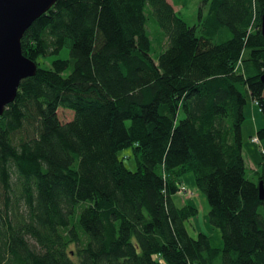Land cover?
<instances>
[{
	"label": "trees",
	"instance_id": "16d2710c",
	"mask_svg": "<svg viewBox=\"0 0 264 264\" xmlns=\"http://www.w3.org/2000/svg\"><path fill=\"white\" fill-rule=\"evenodd\" d=\"M203 4L189 25L169 0H58L27 29L37 73L0 116V264H264V160L247 177L242 134L245 89L264 114V0ZM189 172L222 247L187 229Z\"/></svg>",
	"mask_w": 264,
	"mask_h": 264
},
{
	"label": "rangeland",
	"instance_id": "374dc122",
	"mask_svg": "<svg viewBox=\"0 0 264 264\" xmlns=\"http://www.w3.org/2000/svg\"><path fill=\"white\" fill-rule=\"evenodd\" d=\"M174 3V8L179 11L178 14L184 18L189 25H195L200 23V12L203 10V15H207L208 7L203 4V0H182V3H178L177 0H169ZM149 30H156V22L153 16L149 17ZM161 31V29L159 28ZM152 32V31H151ZM162 32V31H161ZM155 46V55L160 50L157 43H153ZM246 52V51H245ZM65 55V52H63ZM62 54V56H63ZM154 54V52H153ZM244 53V57H245ZM243 59V54H242ZM246 58V57H245ZM244 67L243 72L245 73L244 62L242 63ZM245 94L247 97V104L245 107V120L242 126L243 134V154L247 164V177L254 178V170L259 165L258 163L264 160V138H259L258 142L252 141V137L258 135L257 132L260 128L264 127V114L260 110L259 106L254 103L251 98L250 93L245 89ZM59 118L62 122H67L74 117V111L67 108H59L58 110ZM119 157L124 160L125 165L135 170L137 168L136 158L134 156L133 147L128 146L122 148L119 153ZM183 185H185L179 192L175 195V200L177 204L188 203L194 205L199 209L198 215L190 218L186 221L187 229L190 234L197 237L200 231L207 233L212 238V243L214 246L222 247L224 241L221 236L219 228L212 226L209 221V211L210 205L207 197L203 194L196 186L194 175L192 173H187L183 177ZM33 241V240H31Z\"/></svg>",
	"mask_w": 264,
	"mask_h": 264
},
{
	"label": "water",
	"instance_id": "95a60500",
	"mask_svg": "<svg viewBox=\"0 0 264 264\" xmlns=\"http://www.w3.org/2000/svg\"><path fill=\"white\" fill-rule=\"evenodd\" d=\"M58 0H0V116L12 103L23 79L35 76L38 65L23 53L22 38L29 27ZM264 37V11L261 16ZM264 82V73L261 75ZM264 198V182L259 183Z\"/></svg>",
	"mask_w": 264,
	"mask_h": 264
},
{
	"label": "built area",
	"instance_id": "2783aa9c",
	"mask_svg": "<svg viewBox=\"0 0 264 264\" xmlns=\"http://www.w3.org/2000/svg\"><path fill=\"white\" fill-rule=\"evenodd\" d=\"M243 62H242V57L239 59V64H242ZM256 103H258L257 101H255ZM252 141H254V142H258L259 141V138L257 137V136H255V137H253L252 138ZM185 185H182V189L183 188H185L184 187Z\"/></svg>",
	"mask_w": 264,
	"mask_h": 264
}]
</instances>
